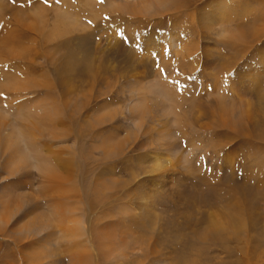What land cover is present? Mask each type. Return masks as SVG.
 <instances>
[{"label": "rangeland", "instance_id": "374dc122", "mask_svg": "<svg viewBox=\"0 0 264 264\" xmlns=\"http://www.w3.org/2000/svg\"><path fill=\"white\" fill-rule=\"evenodd\" d=\"M0 116L18 264H264V0H0ZM30 121L53 180L1 141ZM50 204L81 237L26 229Z\"/></svg>", "mask_w": 264, "mask_h": 264}, {"label": "bare ground", "instance_id": "6f19581e", "mask_svg": "<svg viewBox=\"0 0 264 264\" xmlns=\"http://www.w3.org/2000/svg\"><path fill=\"white\" fill-rule=\"evenodd\" d=\"M159 1H161V0H159ZM235 16V15H234ZM239 20V19H238ZM89 40H90V38L87 36V37H81V36H79L76 40H75V42L77 43V44H80L81 46L82 45H84V47H87V44L89 43ZM19 41H17L16 39L15 40H11V38L8 36L7 38H5L4 37V42L3 43H5V44H19L18 43ZM118 43V42H117ZM120 44H121V42H119ZM119 44V47H118V49H119V52H121L120 53V56H124L125 55V53L123 52V45H120ZM71 45V43L70 42H62V47H61V49L64 51L65 49H67L68 50V54H62V58H63V60H62V62H61V64H60V66L59 67H57L56 69H55V72H54V74H55V76H63V73H64V69H66V68H68V60H71V59H74V53L71 51V49H69V46ZM118 46V45H117ZM117 48V47H116ZM113 50V49H112ZM116 50V49H115ZM117 54V53H116ZM119 54V53H118ZM84 59H87V55L85 54V58ZM76 64H77V62H76ZM80 68H81V70H82V72L80 71V73L81 74H84V75H87L88 76V74L89 73H91V72H93V69L91 68V66H90V64H89V62H87L85 65H80ZM79 68V69H80ZM94 73V72H93ZM13 75V74H12ZM91 75H92V73H91ZM157 87V84L156 85H153L152 87H150V89L152 90V89H154L155 90V88ZM157 89H159V88H157ZM166 90V89H165ZM167 96V95H166ZM3 116H0V118H2ZM33 125H34V127L32 126V127H30V128H24V127H18V126H14V129L13 130H11V132L6 136V137H4V138H2V143H5V145L7 146H4V148L6 147V151L8 150V149H10L11 150V155H10V157L12 158L11 159V161H10V163L11 162H16V161H13V160H18L21 164H28L29 162H32V166L34 167V166H36V168H38L39 170H41L42 172H43V176H44V174H48V180H51L52 179V175H53V178L55 177L54 175H55V173H53V163H52V160H50V158H49V161L48 162H46V160H47V157H45V156H43L42 155V157H41V154H39L38 152V154H39V156H37V157H39V159H37V157L35 156V155H33L32 156V154H30V152L31 151H28V149H26L27 147H26V145H24L23 144V141L25 140V139H27L28 140V142H31V143H33V147H36L35 146V144H36V138H35V135L33 134V130H36L35 128H37V127H35V122H33V121H30ZM30 123V124H31ZM37 125V124H36ZM38 129V128H37ZM22 142V143H21ZM25 142V141H24ZM20 143H21V145H24L25 146V148H22L21 146H20ZM27 143V142H26ZM28 144V143H27ZM30 144V143H29ZM32 147V148H33ZM3 148V147H2ZM29 148V147H28ZM35 149H37V148H35ZM28 152H27V151ZM33 151V150H32ZM10 152V151H9ZM51 157V156H50ZM52 158V157H51ZM56 163V162H55ZM189 163V162H188ZM45 175V176H46ZM45 177H43V179H44ZM47 179H46V181H47ZM53 180V179H52ZM44 182H45V180H44ZM48 182V181H47ZM50 182V181H49ZM47 206V205H46ZM61 206V205H60ZM236 206V205H235ZM48 207V210L44 213V212H42L41 213V219H40V221H38L39 223H40V226L37 228L36 227V225H35V221L34 220H32V219H30V216H33V214H35L34 212H35V207H30V209L31 210H29L28 212H26L25 214H24V218H25V220H26V218H28L29 217V221H28V228H27V226H25L26 227V229H29V231H31L32 233H33V231H39V230H43V229H46V228H53V223H59V224H61L62 225V228H61V230L59 231V233H60V236H62V239L63 240H66L67 238H69V237H76V238H79V237H81V234H82V232L81 231H79V229H78V227H80V226H78L80 223L77 221V222H71V221H65V220H68L67 219V215H65L64 214V212L62 211V210H59V207H55V206H53L52 204H50V205H48L47 206ZM243 207V206H242ZM239 208V207H238ZM41 209H42V207H41ZM65 209V208H64ZM66 209H67V207H66ZM20 210V207L18 208V210H16V211H19ZM37 210H38V207H37ZM39 210H40V208H39ZM4 211V209L3 208H1L0 209V216H4L3 215V212ZM8 214V213H7ZM37 214V213H36ZM9 216L11 215V214H8ZM38 215V214H37ZM228 217V219H230V222H228V224H230L231 226H235V223H236V219L229 213V215H227ZM36 217V216H35ZM38 217V216H37ZM40 217V216H39ZM38 217V218H39ZM52 217H57L59 220H57V219H52ZM225 217V216H224ZM225 219V218H224ZM227 219V220H228ZM237 221H238V219H237ZM249 221V220H248ZM2 223H3V220L1 221ZM67 222H69L68 224H73V225H75L74 227H73V225L71 226V228L73 227V229H71V230H69V228H66L65 227V225L64 224H66ZM64 223V224H63ZM240 226V225H239ZM234 229H235V227H233ZM241 228V227H240ZM53 229H55V228H53ZM237 229H238V227H237ZM17 230V229H16ZM75 230V231H74ZM71 231V232H70ZM229 231H230V229H229ZM232 231H233V229H232ZM13 232V231H12ZM17 232V231H16ZM25 232H27V231H25ZM81 232V233H80ZM14 233V232H13ZM27 233H30V232H27ZM234 234V233H233ZM72 235V236H71ZM51 236H56V235H54V234H51ZM51 236H47V239H49V238H53V237H51ZM237 237H238V235H237ZM13 238V237H12ZM15 238V237H14ZM57 238H55V240H56ZM20 241V239L19 238H15V240L14 241H12V242H10V243H13L14 244V246H15V249L18 251V249H17V245H18V242ZM66 242V241H65ZM76 242V241H75ZM6 243H8L7 241H1L0 240V264H18V258H17V255L19 254V251L18 252H13V253H6V254H4L5 253V251H7V250H5L4 251V249H3V245H5ZM81 243L82 242H79V243H77V244H73V243H71L70 245H69V243H68V247H72V248H81V251L80 250H77L76 249V251L74 252V251H72V250H69V258H70V263L71 264H84V261H85V257H84V255H83V251H82V246H81ZM5 246H7V245H5ZM8 247V246H7ZM6 247V248H7ZM7 249H9V248H7ZM67 251V250H66ZM8 252V251H7ZM17 254V255H16ZM23 259L21 260V263L20 264H22L23 263ZM20 262V261H19Z\"/></svg>", "mask_w": 264, "mask_h": 264}, {"label": "snow or ice", "instance_id": "6c2138e0", "mask_svg": "<svg viewBox=\"0 0 264 264\" xmlns=\"http://www.w3.org/2000/svg\"><path fill=\"white\" fill-rule=\"evenodd\" d=\"M13 2H15V0H13ZM29 2H31V0H29ZM44 2L47 3L48 0H44ZM101 2H103V0H101ZM89 23L91 22L89 21ZM119 35L123 36V33H119ZM97 39H99V36H97Z\"/></svg>", "mask_w": 264, "mask_h": 264}]
</instances>
